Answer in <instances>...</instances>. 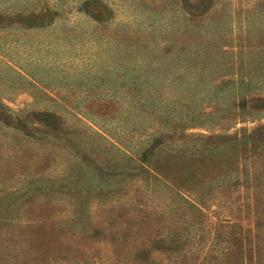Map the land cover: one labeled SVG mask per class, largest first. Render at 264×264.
Listing matches in <instances>:
<instances>
[{
    "label": "rangeland",
    "instance_id": "374dc122",
    "mask_svg": "<svg viewBox=\"0 0 264 264\" xmlns=\"http://www.w3.org/2000/svg\"><path fill=\"white\" fill-rule=\"evenodd\" d=\"M0 15V264H224L241 237L264 264V0Z\"/></svg>",
    "mask_w": 264,
    "mask_h": 264
},
{
    "label": "trees",
    "instance_id": "16d2710c",
    "mask_svg": "<svg viewBox=\"0 0 264 264\" xmlns=\"http://www.w3.org/2000/svg\"><path fill=\"white\" fill-rule=\"evenodd\" d=\"M19 15H17L14 18H10V20H7L8 22L11 21H17V20H21V21H25L27 22L28 19H43V18H47L50 19L51 17V13L49 10H43L41 13H33V15L35 17H32V14H25L23 12H19L17 13ZM16 14H13L7 17H12ZM29 15V16H27ZM0 17H5V16H1ZM12 19V20H11ZM14 19V20H13ZM130 66V65H129ZM128 67V66H127ZM133 69V71H135L137 68H141L140 66L137 65H133L131 67ZM136 74V79H132L131 80V90L134 93V98H135V94L137 92H139L138 87L136 86L137 84H139L141 81L137 80L139 78V76H142L139 73H135ZM148 79V76L146 77ZM153 84V83H152ZM135 87V88H134ZM139 103V102H138ZM163 135H158V137L154 138L151 141V144H149L141 153V155L139 157L136 158V160L134 159L133 161L137 164V166L139 165L140 167H149L151 164H153V156H155V152L158 150L159 146L163 143ZM136 157V156H135ZM235 237V236H233ZM247 239V238H246ZM245 238L239 239L237 238V240H234L231 242V245L229 246V248H227L228 251H230L229 253H227L224 257L223 260H227V263L225 262L224 264H261V256H260V252H261V247L260 245H256V249L254 248H247L246 250V246H250V242H246ZM233 248H235V250H232ZM235 251V252H234ZM239 260V261H238ZM234 261V263H233Z\"/></svg>",
    "mask_w": 264,
    "mask_h": 264
}]
</instances>
